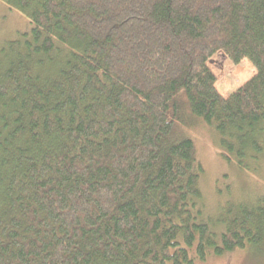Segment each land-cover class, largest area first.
Instances as JSON below:
<instances>
[{
    "label": "trees",
    "instance_id": "1",
    "mask_svg": "<svg viewBox=\"0 0 264 264\" xmlns=\"http://www.w3.org/2000/svg\"><path fill=\"white\" fill-rule=\"evenodd\" d=\"M0 264H192L264 242V201L202 217L192 118L264 151V0H1ZM247 57L223 96L208 61ZM191 126V125H190Z\"/></svg>",
    "mask_w": 264,
    "mask_h": 264
},
{
    "label": "rangeland",
    "instance_id": "2",
    "mask_svg": "<svg viewBox=\"0 0 264 264\" xmlns=\"http://www.w3.org/2000/svg\"><path fill=\"white\" fill-rule=\"evenodd\" d=\"M29 27L24 14L0 0V44L18 38ZM208 65L216 76L215 86L223 96L230 94L256 70L247 57L233 62L218 55L210 59ZM174 133L176 137L192 140L196 162L202 167L198 187L205 220L214 224L219 222V216L228 206L240 203L253 206L264 201V151L258 159H247V168H241L233 157L228 160L222 155L229 152L220 142L223 136L198 119L192 118L188 126H177ZM192 264H264V242L220 255L209 254Z\"/></svg>",
    "mask_w": 264,
    "mask_h": 264
}]
</instances>
